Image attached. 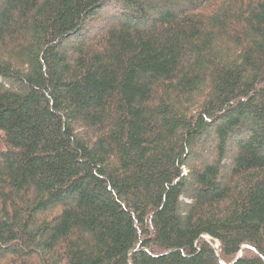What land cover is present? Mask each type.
I'll list each match as a JSON object with an SVG mask.
<instances>
[{"label":"trees","instance_id":"trees-1","mask_svg":"<svg viewBox=\"0 0 264 264\" xmlns=\"http://www.w3.org/2000/svg\"><path fill=\"white\" fill-rule=\"evenodd\" d=\"M0 264H264V0H0Z\"/></svg>","mask_w":264,"mask_h":264},{"label":"rangeland","instance_id":"rangeland-1","mask_svg":"<svg viewBox=\"0 0 264 264\" xmlns=\"http://www.w3.org/2000/svg\"><path fill=\"white\" fill-rule=\"evenodd\" d=\"M93 30H95V29H93ZM217 248V247H216Z\"/></svg>","mask_w":264,"mask_h":264}]
</instances>
